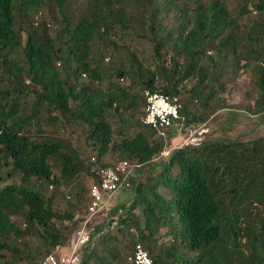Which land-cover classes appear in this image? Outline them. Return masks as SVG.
<instances>
[{
	"label": "trees",
	"instance_id": "16d2710c",
	"mask_svg": "<svg viewBox=\"0 0 264 264\" xmlns=\"http://www.w3.org/2000/svg\"><path fill=\"white\" fill-rule=\"evenodd\" d=\"M242 69L263 116L264 0H0V264L69 248L91 185L121 160L136 167L110 203L132 197L80 264H135L138 243L154 264H264V136L170 149L174 127L143 121L149 90L181 97L177 128L205 123Z\"/></svg>",
	"mask_w": 264,
	"mask_h": 264
},
{
	"label": "rangeland",
	"instance_id": "374dc122",
	"mask_svg": "<svg viewBox=\"0 0 264 264\" xmlns=\"http://www.w3.org/2000/svg\"><path fill=\"white\" fill-rule=\"evenodd\" d=\"M249 9H251L254 16L258 15V13L255 12V8L253 6H250ZM247 90H252L254 93L255 86L252 83L251 72L249 70L242 69L239 72L238 77H236L235 82L228 87V90L224 94L229 107L217 111L215 114L211 115L205 123L197 127H190L187 128V130H183L182 127H174L173 129L177 131V135H175L172 139L170 149L180 148L187 144H197L202 139H204L206 135L211 133H213V136L220 135L223 137L238 138L243 140H249L258 136H264V115L259 116L258 113L249 108V105L253 108L255 102L252 96L250 97L251 92L248 94L246 92ZM181 95L184 99H189V86L182 90L180 96ZM56 127L60 129L59 125H57ZM77 133L78 132L74 133L73 139L78 136ZM79 138L82 139L79 142L80 144L77 142ZM79 138L77 140L75 139L74 143L82 146L83 150H85L86 153H91L92 148L88 147L85 144L84 136H79ZM115 138H117V135H115ZM113 153L114 157L117 158L119 149L115 147L113 149ZM166 157L168 156L166 155L165 158ZM91 181L92 179L90 178L89 183ZM132 194L133 193L130 189L118 192L109 204L107 214L101 211L96 215L91 216L89 218V221H87V224L83 222V224L79 225L75 229L71 237L73 238L74 236H77L78 232L84 227L87 231H89V233H91V231L93 230V226L107 221L106 219H110L112 216H115L113 210L111 209L117 205H121L123 203H126L127 201H130ZM68 196L69 193H66V198H68ZM66 200L67 199L64 198H59L56 200L55 208L57 212L63 213L66 209H68L69 205L72 204L71 201L68 202ZM81 216L82 213L77 212L75 218ZM163 231L165 230L163 229ZM67 252L68 251H62L60 254H64Z\"/></svg>",
	"mask_w": 264,
	"mask_h": 264
},
{
	"label": "built area",
	"instance_id": "2783aa9c",
	"mask_svg": "<svg viewBox=\"0 0 264 264\" xmlns=\"http://www.w3.org/2000/svg\"><path fill=\"white\" fill-rule=\"evenodd\" d=\"M181 100L178 95L170 96L159 91H146V107L144 123L151 125L163 137H167V130L177 126V121L181 118ZM169 154V150L163 152ZM136 164L129 160H121L116 165L102 168L100 171V181L91 185V200L88 205L87 217L84 221L87 224L91 216L103 211L108 212V206L113 195L122 188L130 186L129 177ZM70 197V196H68ZM90 238L89 231L82 228L77 236L72 238L69 250L64 254H49L42 264H80L82 248ZM129 260L135 264H154L148 251L141 243L136 245L134 253L129 256Z\"/></svg>",
	"mask_w": 264,
	"mask_h": 264
},
{
	"label": "crops",
	"instance_id": "0c3cea01",
	"mask_svg": "<svg viewBox=\"0 0 264 264\" xmlns=\"http://www.w3.org/2000/svg\"><path fill=\"white\" fill-rule=\"evenodd\" d=\"M69 250V248H67L66 250H64V251H68Z\"/></svg>",
	"mask_w": 264,
	"mask_h": 264
}]
</instances>
